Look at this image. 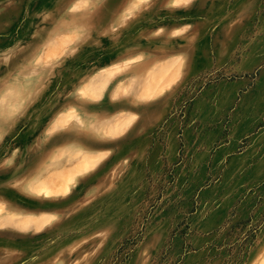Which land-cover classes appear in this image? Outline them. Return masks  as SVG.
<instances>
[{"label":"rangeland","instance_id":"obj_1","mask_svg":"<svg viewBox=\"0 0 264 264\" xmlns=\"http://www.w3.org/2000/svg\"><path fill=\"white\" fill-rule=\"evenodd\" d=\"M173 1L0 0V217L5 207L19 218L17 228H0V264L264 260V115L253 123L241 113L237 144L221 154L231 118L224 130L212 116L206 130L192 118L195 101L209 102L208 86L222 79L246 80L230 115L248 92L243 106L264 109V89L254 91L264 66V0ZM176 21L198 28L186 47L198 52L202 69L194 76L192 55L160 52L179 41L184 47L183 38L158 29ZM119 42L146 53L131 51L97 72L93 66ZM212 53L226 65L250 61L253 70L213 72ZM89 83L94 94L83 95ZM110 89L117 112L130 113L100 110ZM148 107L162 137L176 140L170 150L148 139L119 145L133 113ZM56 174L69 179L67 195L44 199L25 190ZM261 188L262 198L250 200ZM30 218L51 222L38 230Z\"/></svg>","mask_w":264,"mask_h":264},{"label":"crops","instance_id":"obj_2","mask_svg":"<svg viewBox=\"0 0 264 264\" xmlns=\"http://www.w3.org/2000/svg\"><path fill=\"white\" fill-rule=\"evenodd\" d=\"M181 8H183V7H181ZM181 8H179V9H181ZM111 14H109V16ZM114 14H112L111 17L114 16L113 18H115L116 15H118L116 13H114ZM178 20H181V18H179ZM177 22H179V23L174 24L173 28H171V27L170 28H160L159 27L158 29L160 30L159 31L160 35L164 34V33L171 35V33L174 32V38L175 39L181 40L183 38V40L185 42L184 47L181 45L182 41H179V42H177V45L174 46L173 50L166 51V49L164 48L160 52L164 55V54H168V53L173 51L174 56L183 55L186 60L188 59V54L192 55L188 72H189V75L194 76L197 74V72H199L202 69L200 66L199 67L196 66L197 64H199V57H197V54H196L198 52H196V49L194 47H192L191 49L190 48L188 49L186 47L188 46V44L190 45L192 38L195 37L198 28L194 23H192V21L189 23H186V24H183L181 21H176L175 23H177ZM167 34H164V35H167ZM121 36L122 35H118V37H121ZM137 36L143 37L144 31L142 30L140 33L137 34ZM134 50L142 51L141 53H138V55H141V54L145 55V53H146L144 51V48H142V47L141 48L140 47L128 48V47H126L124 42H119L116 45V48H114V49L111 48L109 50V53L104 60L101 59V60L97 61V64H95L93 67L97 72H101L104 68L113 67V66L119 64L120 62H124L125 60H129L127 58V56L130 53H132L131 51H134ZM218 55H220V54L212 53L211 64L209 67H210L211 71H213V72L224 70V73H227V74H241V73H245V72H251V70H253V67H250V65H251L250 61L244 63V62H240V59H237V60L234 59L232 61L233 63L230 62L229 64L226 65V64L222 63L223 62L222 59H218V57H216ZM227 58L228 57H226V59H224V61H226ZM106 60H108V63L104 62ZM230 60L231 59H229L228 61H230ZM205 65L206 66L209 65L208 60H207V63H205ZM245 85H246V80H240L239 79V80H234V81L230 82L229 80L222 79V80H219L218 82H215V83L210 84L208 86V92L212 96V98L209 102L204 103L202 101L203 97L198 98L195 101V106H194L195 111L193 112L192 118L195 119L201 125L200 127L203 130H206L203 127H206L204 125L208 123L211 116L213 117V120L217 121V123L219 124V128L222 130H224V125L226 124L227 119L229 118V120H230V118H231V124L230 125L228 124V126H227L231 129L230 134L228 136L227 143L225 142L224 145L218 150L219 154H221L222 152L225 153V151L230 150V148L232 146L237 144V137L240 133L239 128H238L239 127V120H240V118H242L241 113H243V112L247 113L246 116L249 115L251 118V121L253 123H255L259 118L261 119V116L264 115V109H262V111H260L259 108H251V105L248 107L243 106L245 101L248 100L247 97L250 94V92L245 93L242 95V97H240L242 101L237 104V107L235 109H233V111L231 113L232 115H230L229 108L231 106V103L234 102L238 98L240 90H242L245 87ZM263 89H264V66L261 67L258 78L255 82L254 91L257 94H261ZM112 94H113V89H110L109 91L103 92L100 102H102L104 99L107 101H105V106L101 105V106H104V108H100V110H102V112L103 111L108 112L110 117L115 116L116 113H118V114L123 113V112L124 113H130L127 111L117 112V109H116L117 108V102L112 100L110 97V95H112ZM87 108H86L87 112H89L88 114L91 115L92 111L94 110V109H91L93 107L88 106ZM127 109H129V108H127ZM132 110H134V109H132ZM96 111H98V110H96ZM153 111H155V110H153ZM153 111L150 112L149 107H148V110H146V109L138 110L137 109V111H136L137 113H133L134 115H136V120L134 123H132L130 125V127L128 128V131L125 133V135L120 138L119 145L122 146V145L126 144V146H130L131 143L139 144V142L141 140L148 139V141H150L151 144H155V145L159 146L161 149H165V150L169 149L170 150L176 144V140H175V143L172 144V143H170L171 141L170 142L167 141L166 136L162 137L161 132L160 131L158 132L157 124H158L160 118L158 116L153 117L155 114ZM94 115H98V113L96 112V113H94ZM151 115H153V116H151ZM84 118H86V117H84ZM204 120H206V121H204ZM151 121H153V122L151 123ZM261 134L264 135V129L261 130ZM117 142H118V140H115V142H113L111 145H109L110 146V150H109L110 153L114 154L117 152V148L119 146ZM80 144H85L86 146H87V144L89 145V143H85V140L82 141V143H80ZM90 148H91V146H90ZM97 148H99V147H97ZM97 151H99V150H97ZM112 154H111V156H112ZM220 182L225 183L224 180L220 181ZM96 188H97V185L91 187L88 190V192L95 190ZM258 192H261V193L260 194H258V193L253 194L252 196L249 197L250 200L255 199V197L262 198L260 196V195H262V188L259 189ZM257 194H258V196H256ZM231 195H232V197H234L233 194H231Z\"/></svg>","mask_w":264,"mask_h":264},{"label":"bare ground","instance_id":"obj_3","mask_svg":"<svg viewBox=\"0 0 264 264\" xmlns=\"http://www.w3.org/2000/svg\"><path fill=\"white\" fill-rule=\"evenodd\" d=\"M181 1L182 0H174L173 3L178 5L181 4ZM152 74L155 75L154 78L158 80L161 79L160 82H163L165 80L163 74L157 73V71H154ZM27 75H29V73ZM82 94L87 96H92L94 94L93 83H89L86 87H84V89L82 90ZM68 181L69 179L64 175L56 174L50 176L49 179L45 182L27 185L25 187V190L36 196H41L44 199H50L57 196H65L71 190V188L67 185ZM6 209L7 208L5 207L2 208V212L4 213V215L0 217V228L7 226H13V227L15 226L17 228V226H19V218L14 217L10 212L8 213ZM30 219L37 222L38 230H41L51 222V219L50 221L42 218H39V220L35 218H30ZM258 264H264V260H262Z\"/></svg>","mask_w":264,"mask_h":264}]
</instances>
